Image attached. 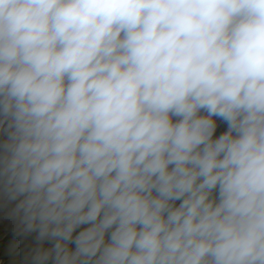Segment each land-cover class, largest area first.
I'll use <instances>...</instances> for the list:
<instances>
[{"label": "clouds", "instance_id": "9594fccd", "mask_svg": "<svg viewBox=\"0 0 264 264\" xmlns=\"http://www.w3.org/2000/svg\"><path fill=\"white\" fill-rule=\"evenodd\" d=\"M0 264H264V0H0Z\"/></svg>", "mask_w": 264, "mask_h": 264}]
</instances>
